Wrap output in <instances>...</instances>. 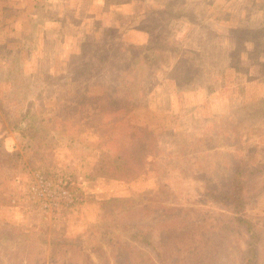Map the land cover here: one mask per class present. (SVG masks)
Segmentation results:
<instances>
[{"label": "rangeland", "instance_id": "374dc122", "mask_svg": "<svg viewBox=\"0 0 264 264\" xmlns=\"http://www.w3.org/2000/svg\"><path fill=\"white\" fill-rule=\"evenodd\" d=\"M240 217L264 264V0H0V264H246Z\"/></svg>", "mask_w": 264, "mask_h": 264}, {"label": "trees", "instance_id": "16d2710c", "mask_svg": "<svg viewBox=\"0 0 264 264\" xmlns=\"http://www.w3.org/2000/svg\"><path fill=\"white\" fill-rule=\"evenodd\" d=\"M113 112H117V110L116 111H113ZM14 129L17 130V127L14 126ZM129 145H131V144H129ZM133 154L134 153L133 152H130L129 149L126 150L123 153V156H126V157H124L123 160L124 161H127L128 160L129 162L130 161L131 162H134ZM251 173H252V171H251ZM244 187H245L244 180H243V178H241L240 180H238L236 182V184L234 186V189H233V192H230L229 195L226 196L228 199L232 200L236 204V206L238 208L241 207L243 205V202H244V200H243ZM240 220L243 222V224H246V229L249 232L252 233L253 240H251L249 242V244H248L251 254H250V256H249V258H248V260L246 262V264H251L252 261H253V259H254V257H255V250L253 248V244H254V242L256 240H258V233L256 231H254L253 224L250 223V221H248L246 218L240 217ZM167 231H169V230H167ZM177 231L178 232H182L184 230H177ZM150 233H151L150 231L140 232V233H138L135 236V238H138V240H140V242H142L143 244H145L146 247H148L151 250H154L155 251L157 248L155 249V241L152 240ZM57 246H58V250L60 252V246L59 245H57ZM117 248H118L117 249L118 252L120 254H123L124 257H125V260H123L122 263H119V264H135V263H131V260H129V262H127V259L130 258V255L133 253V251H132L133 247H126V245H123V244L118 243ZM148 248H147V250H148ZM54 249L57 250V248L54 247V248L51 249V252H53Z\"/></svg>", "mask_w": 264, "mask_h": 264}]
</instances>
